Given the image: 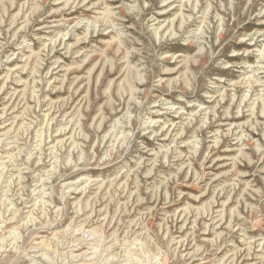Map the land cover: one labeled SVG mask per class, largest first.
I'll use <instances>...</instances> for the list:
<instances>
[{
  "label": "rangeland",
  "instance_id": "obj_1",
  "mask_svg": "<svg viewBox=\"0 0 264 264\" xmlns=\"http://www.w3.org/2000/svg\"><path fill=\"white\" fill-rule=\"evenodd\" d=\"M0 264H264V0H0Z\"/></svg>",
  "mask_w": 264,
  "mask_h": 264
},
{
  "label": "bare ground",
  "instance_id": "obj_2",
  "mask_svg": "<svg viewBox=\"0 0 264 264\" xmlns=\"http://www.w3.org/2000/svg\"><path fill=\"white\" fill-rule=\"evenodd\" d=\"M86 41V40H85ZM228 113V112H227ZM239 154V153H238ZM245 156V155H244ZM248 255V254H247Z\"/></svg>",
  "mask_w": 264,
  "mask_h": 264
}]
</instances>
